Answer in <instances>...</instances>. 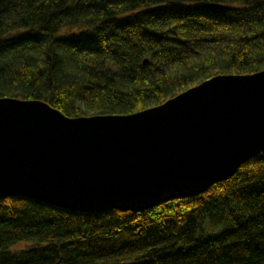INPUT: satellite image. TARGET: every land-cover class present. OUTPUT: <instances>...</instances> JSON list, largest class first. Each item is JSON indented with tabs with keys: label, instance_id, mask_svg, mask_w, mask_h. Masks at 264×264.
Returning <instances> with one entry per match:
<instances>
[{
	"label": "trees",
	"instance_id": "obj_1",
	"mask_svg": "<svg viewBox=\"0 0 264 264\" xmlns=\"http://www.w3.org/2000/svg\"><path fill=\"white\" fill-rule=\"evenodd\" d=\"M259 71L264 0H0V98L67 117L138 113ZM0 264H264V156L140 212L2 198Z\"/></svg>",
	"mask_w": 264,
	"mask_h": 264
},
{
	"label": "water",
	"instance_id": "obj_2",
	"mask_svg": "<svg viewBox=\"0 0 264 264\" xmlns=\"http://www.w3.org/2000/svg\"><path fill=\"white\" fill-rule=\"evenodd\" d=\"M258 155L264 71L217 75L127 115L67 117L40 100L0 98V199L140 212L202 193Z\"/></svg>",
	"mask_w": 264,
	"mask_h": 264
},
{
	"label": "rangeland",
	"instance_id": "obj_3",
	"mask_svg": "<svg viewBox=\"0 0 264 264\" xmlns=\"http://www.w3.org/2000/svg\"><path fill=\"white\" fill-rule=\"evenodd\" d=\"M79 30H76L74 33H77Z\"/></svg>",
	"mask_w": 264,
	"mask_h": 264
}]
</instances>
